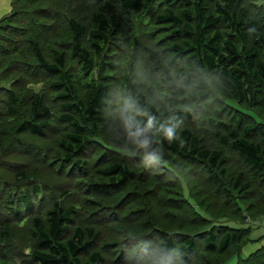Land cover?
I'll use <instances>...</instances> for the list:
<instances>
[{
  "label": "rangeland",
  "instance_id": "obj_1",
  "mask_svg": "<svg viewBox=\"0 0 264 264\" xmlns=\"http://www.w3.org/2000/svg\"><path fill=\"white\" fill-rule=\"evenodd\" d=\"M102 2L69 0L67 4L70 6L52 4L50 7L52 10H67L92 28V11ZM141 3L131 12L130 21L118 26L115 42L121 43L122 47L115 50L117 67L109 70L113 98L111 105L99 111L100 119L87 126V133L95 143L82 154L66 159L67 149L62 142L69 141L67 134L74 129L70 122L59 118L61 111L56 99L53 98L56 117L40 134L14 129L19 122L16 119L23 116H8L0 101V211L8 212V205L15 207L16 200L25 192L36 198L30 212L15 220H0V264H39L29 254L36 246L37 238L33 233V219L41 216L47 227L46 211L56 199L65 208L74 206L72 229L81 225L100 230V237L92 250H99L105 260L92 264H159V248L167 236L176 245L172 249L173 258L166 264H264V253L260 252L264 250V181L237 150L222 142L217 135L220 130L225 131L226 124L237 126L238 113L242 112L243 121L238 126L241 135L260 142L264 148L263 132L256 130L246 134L244 131L247 124L254 122L258 127L264 126V111L260 105L242 102L233 103L237 109L221 113L219 108L223 97L211 80L212 91L208 97L199 100L193 97L199 87L192 79L183 77L180 70L183 60L174 49L175 44L183 45L186 37L175 34L174 31L180 28L178 24L155 19L158 12L172 9L180 13L187 6L181 0L162 4L141 0ZM244 3L251 15L264 18V0H244ZM47 4L46 1L38 2L30 8H45ZM11 8L12 0H0V19L9 14ZM40 31L47 56H52L59 48L56 40H67L69 36L66 27ZM21 47V53L10 57L24 53L32 66L25 67L28 74L10 69L6 73L8 77L0 79V83L9 86L10 79L15 77L26 80L29 89H40L44 83L52 99L55 91H51L49 84L54 77L49 76L43 82L30 75L36 70L34 64L37 61L28 45L23 42ZM65 47L68 50L67 72L74 78L82 97L88 76L80 61L70 54L68 44ZM152 50L160 53L170 65L173 79L184 87L186 106L192 113L191 117L179 118L170 128L177 136H181L182 129L190 128L212 149H221L227 155L226 172H215L220 174L229 193L217 188L206 165L166 147L162 141V128L157 123L132 111V104L123 90L122 77L128 71L127 64L133 60L136 79L144 87L154 86V101L160 106L168 101L163 79L152 69ZM2 67L3 64L0 65V75L4 76ZM82 160L86 162L81 169H74V162L82 163ZM115 161L126 165L133 175L110 193L94 189L93 183L110 180L101 168ZM23 169L36 171V181L14 175L16 170ZM240 172H243V178L239 186L249 181L251 185L247 190L233 184ZM9 182L18 184L22 190L18 189L14 199L7 201L3 187ZM37 182L38 190H35ZM67 190L70 193L64 196ZM38 191L45 196L38 199ZM220 225H245L251 229L241 241L231 242L226 249H221V228L225 226ZM212 231L216 236L214 242L205 243L204 238ZM193 234L196 235V245L189 251H180L178 246ZM90 252L82 255L83 264L88 262Z\"/></svg>",
  "mask_w": 264,
  "mask_h": 264
},
{
  "label": "trees",
  "instance_id": "obj_2",
  "mask_svg": "<svg viewBox=\"0 0 264 264\" xmlns=\"http://www.w3.org/2000/svg\"><path fill=\"white\" fill-rule=\"evenodd\" d=\"M43 1L49 3L47 7L30 8L33 4ZM101 1L103 2L92 11V28L67 10H52L50 7L52 4L70 6L67 4L69 0H12L10 13L0 19V65L3 64L1 71L4 72L0 79L8 77L6 73L10 69L22 70L28 74L25 67L32 66L24 53L10 57L12 54L21 53V44L24 42L37 61L34 64L36 70L29 74L43 82L49 76L54 77L49 85L51 91H55L51 99L44 83L40 89H29L26 80L20 77L11 78L9 86L0 83L2 107L12 118H18L22 114V118L16 119L19 122H16L14 129L40 134L51 126L56 117L53 102L56 99L61 111L59 118L70 122L74 129L67 134L69 141L62 142L67 149L66 159L82 154L87 147L95 143L87 133V126L100 119V110L111 105L113 92L109 70L117 67L115 50L122 47L121 43L115 42L118 38V26L128 23L131 12L142 4L141 0ZM170 1L149 0L157 4ZM181 1L187 7L182 8L180 13L166 9L156 13L155 19L158 22L178 24L180 28L174 31L175 34L186 37L184 44H175L174 49L183 60L180 66L183 77L186 80L192 79L199 87L198 93L193 97L197 100L208 97L212 91L211 80L215 90L223 97L219 108L221 113H229L232 108L237 109L234 104L242 102L260 105L264 111V18L258 19L251 15L244 0H219L215 3L210 0ZM40 18L45 20L41 21ZM64 27L68 30V39L56 40L59 48L53 51L52 56H47L41 42L40 36L43 37V34L40 30L46 28L54 31ZM67 44L70 54L80 61L88 76L82 97L79 96L74 78L67 72ZM150 58L152 69L158 71L163 79L168 91V101L164 106L154 101V86L144 87V84L136 79L133 60L127 64L128 71L122 77L123 90L132 104V111L142 115L145 120L157 123L162 128V141L166 147L206 165L217 188L229 193L220 177V174L226 172L227 155L223 154L221 149H212L203 137L195 134L190 128L182 129L181 136L175 135L174 130L170 128L179 118L191 117L192 113L186 106L185 89L173 79L170 65L155 50L150 52ZM5 62L7 64H4ZM1 113L2 110L0 115ZM242 121L243 113L239 112L237 126L226 124L225 131L220 130L217 135L222 142L237 150L264 181V148L260 142L241 135L238 126ZM260 127L254 122L247 124L244 131L251 134L252 131L258 130L264 134V126ZM85 162L86 160H82V163L75 161L74 169H81ZM101 171L107 174L110 180L95 182L93 187L106 193L117 189L126 182L129 175H133V171L118 161L104 166ZM35 173L36 171L23 169L16 170L14 175L20 179L35 180ZM242 178L243 172H240L233 184L241 190H247L251 184L246 181L239 186ZM38 185L39 182L36 183L35 190H38ZM18 189L22 190L14 182H9L3 187L7 201L14 199ZM69 193L67 190L64 196ZM36 196L40 199L45 194L41 195L38 191ZM16 201L18 202L15 207L8 205V212L0 211V220H15L23 213L30 212L35 206L36 198L25 192ZM74 209V206L65 208L56 199L46 211L47 227L43 224L41 216L34 217L33 233L37 237L36 246L29 253L33 261L39 264H83L82 255L88 254L90 250L89 260L85 264L105 260L99 250H92L100 237V230L94 226L85 228L81 225L72 229ZM220 226H225L221 228V249H226L231 242L241 241L251 229L245 225ZM215 238L212 231L206 235L204 242L212 244ZM175 245L171 237L163 239L159 248V258H162L159 261L157 257L159 264H166L168 259L173 258L172 249ZM195 245L196 235L193 234L186 242L180 244L178 249L186 252ZM260 252L264 253V250Z\"/></svg>",
  "mask_w": 264,
  "mask_h": 264
},
{
  "label": "clouds",
  "instance_id": "obj_3",
  "mask_svg": "<svg viewBox=\"0 0 264 264\" xmlns=\"http://www.w3.org/2000/svg\"><path fill=\"white\" fill-rule=\"evenodd\" d=\"M168 135H169V136L171 135V130H169Z\"/></svg>",
  "mask_w": 264,
  "mask_h": 264
}]
</instances>
